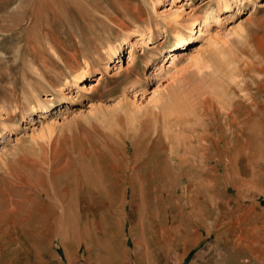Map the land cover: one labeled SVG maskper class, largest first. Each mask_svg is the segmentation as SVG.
<instances>
[{
	"label": "rangeland",
	"instance_id": "obj_1",
	"mask_svg": "<svg viewBox=\"0 0 264 264\" xmlns=\"http://www.w3.org/2000/svg\"><path fill=\"white\" fill-rule=\"evenodd\" d=\"M229 2L0 0V264H264V0Z\"/></svg>",
	"mask_w": 264,
	"mask_h": 264
},
{
	"label": "bare ground",
	"instance_id": "obj_2",
	"mask_svg": "<svg viewBox=\"0 0 264 264\" xmlns=\"http://www.w3.org/2000/svg\"><path fill=\"white\" fill-rule=\"evenodd\" d=\"M230 0H220V4H222V7L223 8H225V10H226V8H231V6H230V2H229ZM221 9V8H220ZM232 9V8H231ZM227 10H230V9H227ZM232 11V10H231ZM226 13V12H225ZM231 13V12H230ZM207 20V19H206ZM218 20V19H217ZM208 21V20H207ZM206 21V23H208ZM220 21V20H219ZM219 21L217 22V25L219 24ZM211 22V21H210ZM216 22V21H215ZM205 25V27H204V29H200L199 31L201 32H199L200 34H202V33H209V24H204ZM203 28V27H202ZM212 31V30H211ZM180 42L181 43H183L182 45L184 46V44L187 46V45H189V44H191L190 42V40H188V39H186V38H181V40H180ZM142 46H149L148 45V41L147 40H145V39H143L142 38ZM136 50V49H135ZM111 51H113V49L111 50ZM110 51V52H111ZM186 51V50H185ZM184 51V52H185ZM183 52V50H182V52H179V53H175V54H173V55H171L170 56V58L169 59H172V63H171V66H178L179 65V62H181V61H183L182 59L183 58H189L190 57V59H192L193 60V58L195 57L194 55H193V53H191V54H187V55H185V53ZM194 52V51H193ZM100 52H98V60L99 61H101V56L103 55L102 53H100ZM114 53H115V55H116V51L114 50ZM137 53H136V51H130V62L131 63H135L136 61H137V55H136ZM97 56V55H96ZM186 56V57H185ZM75 57V56H74ZM114 57V56H113ZM115 57H117V55L115 56ZM95 58H97V57H95ZM111 59V58H110ZM66 60V59H65ZM112 60V59H111ZM166 60V59H165ZM164 59L161 61V63H160V65H158V66H156V68L154 69V73L155 74H152V75H150V77L149 78H151L150 80L151 81H153L154 79H156V77L157 76H159V75H161V73H162V71L164 70V67H165V64H164V61H165ZM69 61V60H68ZM73 61H76L75 59L73 60ZM72 61V62H73ZM77 62V61H76ZM97 62V61H96ZM101 63V62H100ZM178 64V65H177ZM232 64V63H231ZM65 65H66V68H68V70H69V72H77V71H79L78 70V68H75L74 67V64L72 65L71 64V62H70V64L68 63V62H65ZM132 66V65H131ZM88 67V66H87ZM231 67H232V65H231ZM248 67V66H247ZM246 67V68H247ZM107 68V67H106ZM246 68H244V70L243 71H246L247 69ZM253 69H254V71L255 72H257L258 74H264V64L263 63H258V65L256 64V65H253ZM230 70V69H229ZM228 70V71H229ZM129 71H130V69L128 70V73H129ZM232 72V71H231ZM230 72V73H231ZM235 72V71H234ZM233 72V73H234ZM87 73H89V70L88 71H85V73H84V75H86ZM236 75V74H235ZM83 76H82V74L81 73H78L77 75H75V77H74V80H75V84H77L78 86H80L79 85V83H78V80L79 79H81ZM158 79H156V81H157ZM259 85H260V83H259ZM82 86L83 87H86L85 85H83L82 84ZM261 87V86H260ZM83 89H85V88H83ZM258 90H259V86H258ZM263 91V90H262ZM184 104V103H183ZM188 104V103H187ZM179 106V105H178ZM252 106V105H251ZM253 106H255V105H253ZM14 107V106H13ZM67 107V106H66ZM65 107V108H66ZM181 107V106H180ZM64 108V109H65ZM261 106L259 107V112H260V110H261ZM49 109V108H48ZM70 109V108H69ZM61 110V109H60ZM68 110V109H67ZM51 112V111H50ZM61 112H62V110H61ZM66 112V111H65ZM46 114H47V112L46 113H44L43 114V118H41L42 120H46L47 119V116H46ZM261 114V113H260ZM51 115V114H50ZM49 115V116H50ZM178 115V114H177ZM235 115V113L232 111V112H229V114H227V119H228V126H229V130H233V128H239V131H238V133H237V135H236V138L238 139V140H240V141H243L247 136H248V134L245 132V126H246V121L248 120H241L242 122H240V121H238L239 120V118H237V117H235L234 116ZM49 118H51V116L49 117ZM52 119V118H51ZM49 120V119H48ZM34 119H32L31 118V124L32 125H35L34 124ZM45 123H47V122H45ZM49 124V123H48ZM48 124H43L44 125V127L41 129V130H43L44 132L46 131L45 130V128H49V125ZM51 125H53V123L51 124ZM28 127L26 126V129H27ZM233 132V131H232ZM46 135V134H45ZM233 135V134H232ZM50 164V163H49ZM51 168V167H50ZM45 169V168H44ZM52 169V168H51ZM50 170V169H49ZM48 170V171H49ZM86 180V179H85ZM30 187V186H29ZM63 190V189H62ZM38 193V192H37ZM36 194V193H35ZM23 195V194H22ZM44 195V194H43ZM46 196V195H45ZM45 198V197H44ZM66 208V207H65ZM64 208V209H65ZM13 209V208H12ZM82 215V214H81ZM82 217V216H81ZM83 218V217H82ZM68 219V218H67ZM66 219V220H67ZM69 220V219H68ZM74 228V227H73ZM74 230V229H73ZM59 231V233L61 234V235H66V234H69V233H73V231H72V229H71V227L69 226V227H63L62 229H59L58 230Z\"/></svg>",
	"mask_w": 264,
	"mask_h": 264
}]
</instances>
